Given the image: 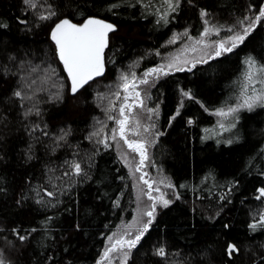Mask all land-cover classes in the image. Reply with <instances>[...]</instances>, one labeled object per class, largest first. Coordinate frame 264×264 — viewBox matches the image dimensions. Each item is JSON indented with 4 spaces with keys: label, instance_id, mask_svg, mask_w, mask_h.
Listing matches in <instances>:
<instances>
[{
    "label": "trees",
    "instance_id": "obj_1",
    "mask_svg": "<svg viewBox=\"0 0 264 264\" xmlns=\"http://www.w3.org/2000/svg\"><path fill=\"white\" fill-rule=\"evenodd\" d=\"M49 5L57 16L41 21ZM262 5L264 0H179L172 11L165 0H37L31 9L22 0H0V24L6 25L0 27L5 264H97L106 237L132 219L136 205L131 175L112 143L113 97L104 85H113L131 63L140 70L158 65L176 33L198 35L201 10L243 28ZM165 14L167 23L160 19ZM88 17L114 24L116 31L108 34L103 75L72 94L50 32L60 19L78 24ZM248 56L264 63V18L232 52L173 71L154 86L149 103L160 111V135L152 158L171 179L176 198L159 209L128 264H264V228L249 227L264 215V197L256 198L264 188V106L240 110L224 128L214 116L236 103ZM105 138L107 148L99 142ZM74 163L81 175L74 174ZM13 229L27 238L19 240ZM229 243L239 252L229 256ZM159 247L166 257L155 255Z\"/></svg>",
    "mask_w": 264,
    "mask_h": 264
},
{
    "label": "snow or ice",
    "instance_id": "obj_2",
    "mask_svg": "<svg viewBox=\"0 0 264 264\" xmlns=\"http://www.w3.org/2000/svg\"><path fill=\"white\" fill-rule=\"evenodd\" d=\"M22 2L29 8L35 9L37 7V0H22ZM165 3L168 4L169 8L172 11H176L179 0H176L175 4L172 0H165ZM112 7H116L113 5ZM201 17H206L208 15L206 10H201ZM57 16V12L51 8L49 5L47 14H41L39 19L41 21H49L52 20L53 17ZM167 14L161 16V20H164L167 23L166 19ZM264 18V5L259 8L258 14L255 16L254 20L244 28L243 33H234L233 35L225 40L215 41V56H221L225 53H230L235 49L239 44H242L245 38L249 35V30L255 26L256 23L260 22ZM248 17H245L244 20H248ZM244 20L239 21L241 25L244 24ZM22 24H26L27 21H19ZM159 23V21H158ZM205 28L204 31L200 34V38L196 39V44H204L205 47L209 45L205 44L204 37H207L210 31H215L219 33V28L215 26H208V21L204 20ZM0 27H6L4 24H0ZM116 31V26L114 24L108 23L105 20L97 19L95 17H88L84 20L83 23L77 24L73 23L72 20L68 18L60 19L59 22L55 23L54 26L51 28L50 38L54 41L56 45L57 55L60 61L64 65V69L68 74L71 82V92L72 94L77 93L80 89H82L85 85L89 84L90 81L94 80L95 77H99L103 75L104 71V61H103V51L108 46V34L110 32ZM229 31H234L233 28H230ZM183 35L187 36V30ZM178 36H174L170 43H174ZM189 39H193L192 37H188ZM228 41L231 42V46L228 45ZM192 51H196V48L193 47ZM159 54V53H157ZM211 58V57H209ZM175 59V58H174ZM206 62V61H200ZM246 70L243 73V82L240 87V96L238 97V103L234 107H228L227 110L225 108H218L215 110L214 114L220 117H229L233 116L235 113L239 112L240 109H248L252 110L254 107L260 105L264 106V63L258 62L254 57L248 56L245 61ZM173 62L168 63L167 67L171 69L173 67ZM164 65L158 66L156 68L147 69L144 74L143 78L139 80L140 84L147 85L149 83L148 77L150 75L159 76L161 72H163ZM177 71H183V68H177ZM190 70V69H189ZM36 71V69H33ZM167 75V72L163 73ZM132 81L129 80L128 73H122L120 76V80L122 81L121 84L118 85V88H122L124 90V101L119 107V115L121 118L115 119L113 116H109L108 119H115V123L118 125L117 128L112 129L111 139L116 140L117 135L124 141L127 146L132 149L133 152H137L141 156L140 163L143 164L145 156V144L140 142L139 140L135 139H128L127 134L131 133L133 136H140L141 131L140 129L143 128V132L147 133L150 130L149 126H143L137 115H132L133 107L136 108H143V100L140 98V93L135 91L137 85L135 83L136 74L132 72L131 74ZM47 79V77H46ZM32 83H35L33 81ZM259 84L261 87L257 88L256 85ZM30 87V86H29ZM182 91V95L184 97L192 98L191 91ZM129 93L133 94L135 100H138L139 103L129 104L127 103L129 99ZM14 95L18 98L24 99V96L21 91H16ZM117 99L120 98V92L117 91L113 94ZM57 99H60L59 92L56 95ZM30 99V97H29ZM181 106H183L181 104ZM115 104L110 102V109L114 110ZM127 109V114H126ZM155 109H147L148 113L155 112ZM179 114V110H177V115ZM27 116L28 113H25ZM37 115L39 112L37 111ZM150 118V117H149ZM174 119V117H173ZM189 124L193 123V121L189 120ZM134 124V126H133ZM221 128H224L223 124H220ZM231 127H235V123L231 124ZM102 131V129H101ZM99 132H94L92 135H99ZM67 135V133L65 134ZM159 135V133H158ZM59 139H64L63 136L59 137ZM103 143L104 146L107 148L110 145L107 142V138L104 140L99 141ZM231 143V141H229ZM75 175H81L83 170L79 163H74L72 165ZM139 171V167L136 169ZM67 175V173H66ZM141 180H144V177H140ZM144 183H148L146 180ZM168 188H172L173 185L168 183L166 185ZM183 187V185L181 186ZM149 189L151 190V185H149ZM159 191V188L155 189ZM260 195L257 196V199H261L264 197V188H260L259 190ZM47 196L52 197L55 195L54 192H47ZM146 195L149 200L153 201L151 205L153 211H148L143 213L144 215L150 217V219L144 223L141 229H138L136 234L133 236L131 232H125L119 239H114L116 233H113L112 236H109L108 239L113 241L110 247H107L104 251L101 260L97 262V264H102L104 260H108L109 264H112V254H116L117 264H128L129 257L131 252L136 246L140 243L144 234L148 231L149 226L152 224L153 220L155 219L154 210L156 208V202H160L164 207H167L172 201L166 200L161 195L159 198L153 197L151 195V191L143 193ZM223 198V197H222ZM42 202V201H38ZM19 203V201H18ZM51 219V218H49ZM126 228L132 227V225H126ZM250 229L255 231L258 227L264 228V215H261L258 221L249 225ZM14 234H16L19 240L23 241L27 237L19 235L17 229L12 230ZM35 231V229H33ZM131 237V238H126ZM239 249L236 247L235 244L229 243L227 247V253L231 256L233 253H238ZM155 255L160 256L162 258L166 257L168 253L164 247H159L155 251ZM0 264H5V260L3 259L2 253H0Z\"/></svg>",
    "mask_w": 264,
    "mask_h": 264
},
{
    "label": "rangeland",
    "instance_id": "obj_3",
    "mask_svg": "<svg viewBox=\"0 0 264 264\" xmlns=\"http://www.w3.org/2000/svg\"><path fill=\"white\" fill-rule=\"evenodd\" d=\"M204 20H207L209 22L208 23L209 27L215 26L216 28H219V33L215 32V31H210L209 35L207 37H204L205 44L209 45L208 47H205L204 44H196V42H195L196 39L200 38V34L204 31V28L206 26L204 23ZM218 21L219 20L216 19V17L208 14L206 17H203V24H204L203 26L204 27H203V30L198 35L193 36L189 33L188 30H187V33H188L187 36L183 35V33H185V31H183L181 33H176L174 36H178L179 38L176 39L174 43H170V41L172 40V38L174 36L171 37L169 43H167L169 46H171V50H169L168 52L161 55V59H160V62L158 63V65L151 67V68H156L158 66L164 65L163 72H161L159 74V76L150 75L148 77L149 83L147 85L139 83V80L143 78V74L147 69L140 70L137 64H132V63L128 66V68L125 69L126 71H122L120 73L117 80L115 82H113V85H104L105 93L108 92L107 95H110L111 98L113 97L112 103L115 104V109L110 110L111 113L113 111L115 112V115L112 113V116L115 119H119V118H121L119 115V107L122 103H125V101H124V95H125L124 90L122 88H118V85L122 83V81L120 80V76L122 73H128L129 74V80L131 82L132 77L130 74L132 72H135V74H136L135 83L137 85L135 91L140 93L139 99L143 100V108L133 107L132 115L135 116L138 114L137 118L140 119L141 124L143 126H149L150 130H149V132L145 133V132H143V128H141L140 129V131H141L140 136H133L131 133L127 134L128 139L139 140L140 142L145 144V149H146L145 156H146V158L144 159L143 164L140 163V161H141L140 154L137 152H133L132 149H130L127 146V144H125L124 141L122 139H120V137L118 135H117V139L115 141L112 140V143L114 145L115 150L117 151V154H118L120 160L127 167L128 171L131 175L132 182H133V190L135 193L136 205H135L134 215H133L132 219L122 220L117 225L115 230L106 237L105 245H104L101 257L103 256L105 249L107 247H110L112 242H113V241H110L108 239L109 236H112L113 233H116V236L114 237V239H119L125 232H131L134 236L136 234L137 230L141 229L143 227L144 223H146L150 219V217L144 215L143 213L148 212V211H153V209L151 207V205L153 204V201L149 200L146 195H143V193L151 191V195L153 197L159 198L161 195H163L164 199L170 200V201H173V199L176 198L175 188H174V185H173L171 179L154 163V160L152 158V152H153L154 146L157 143L158 137L160 135L158 124H157V119L160 118V111L158 108L150 107L149 99L151 96V92H152L154 86L156 85V83L160 79H162L163 77L166 76L163 74L164 72H167L169 74L173 71H177L176 70L177 68L191 69V68L195 67V65H197L199 63H203L200 61H207V60L212 59L214 57H218V56H215L216 47H215L214 42L219 41V40L227 41V38L229 36L233 35L234 33H241L242 34L243 30L245 28V27H243V28L239 27L236 23L228 24V23H219ZM245 21H247V20H245ZM230 28H233L234 31H229ZM189 36L192 37L193 39H189L188 38ZM227 46H231L230 41H228ZM193 47L196 48V51H192ZM209 57H211V58H209ZM173 60H174L173 67L171 69H169L167 67V65H168V63L173 62ZM103 61H104V58H103ZM104 70H105V68H104ZM95 78H98V77H95ZM256 87L259 88L261 86L259 84H257ZM117 91L120 92V98L119 99H117L113 95ZM239 96H240V94L238 95V97ZM105 97L107 98L106 95H105ZM238 97H237L236 103L234 105H232L231 107L236 106V104L239 102ZM100 98L103 99V97H100ZM107 101H108V98H107ZM134 101H135V103H139L138 100H135L134 95L129 93V99H128L127 103L133 104ZM105 106H106V104H105ZM228 107H230V106H228ZM228 107H225V110H227ZM149 108L155 109L156 111L153 113H148L147 109H149ZM244 109H246V108H244ZM240 110H242V109H240ZM126 114H127V109H126ZM214 116H215V119L217 120L219 126H220V124H223L224 127H226L228 125V123L231 122V120H233L234 117H236V113L233 116H229L226 118L217 116L215 114H214ZM115 119H111V120L108 119V121H113V124H114L113 128L118 129V125L115 123ZM133 126H134V124H133ZM158 133H159V135H158ZM137 167H139V171L136 170ZM141 176L144 177V180L140 179ZM145 180L148 182L147 184L144 183ZM168 183H171L173 185V187L168 188L166 186ZM149 185H151V190L149 189ZM156 188H159V191H156L155 190ZM163 207L164 206L160 202H156V208L154 210V216H156L159 209H161ZM126 225H132V227L126 228L125 227ZM126 238H131V237H126ZM131 254H132V252H131ZM101 257H100L99 261L101 260ZM130 257H131V255H130ZM130 257H129V259H130ZM102 264H109V261L104 260L102 262ZM112 264H117V258H116L115 253L112 254Z\"/></svg>",
    "mask_w": 264,
    "mask_h": 264
},
{
    "label": "flooded vegetation",
    "instance_id": "obj_4",
    "mask_svg": "<svg viewBox=\"0 0 264 264\" xmlns=\"http://www.w3.org/2000/svg\"><path fill=\"white\" fill-rule=\"evenodd\" d=\"M78 24H81V23H78ZM105 50V49H104ZM103 53H104V51H103Z\"/></svg>",
    "mask_w": 264,
    "mask_h": 264
}]
</instances>
